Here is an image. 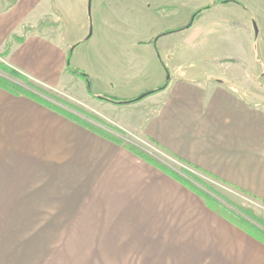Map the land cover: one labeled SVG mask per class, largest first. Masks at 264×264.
Segmentation results:
<instances>
[{"label":"crops","instance_id":"crops-1","mask_svg":"<svg viewBox=\"0 0 264 264\" xmlns=\"http://www.w3.org/2000/svg\"><path fill=\"white\" fill-rule=\"evenodd\" d=\"M214 10L211 28H241L253 45L258 39L263 66L264 4L220 10V21ZM199 18L174 41L203 40ZM66 29L56 0H0V54L11 36L23 38L11 40L4 64L48 91L94 103L84 82L66 72L75 43ZM85 31L70 68L88 76L93 95L130 101L164 85L162 39L155 47L109 34L86 38ZM216 60L246 68L232 64L230 77L206 86L178 72L140 102L100 108L127 141L159 146L264 210V73L249 70L254 57L244 49ZM92 263L264 264V244L122 146L0 88V264Z\"/></svg>","mask_w":264,"mask_h":264},{"label":"rangeland","instance_id":"rangeland-1","mask_svg":"<svg viewBox=\"0 0 264 264\" xmlns=\"http://www.w3.org/2000/svg\"><path fill=\"white\" fill-rule=\"evenodd\" d=\"M216 1L219 0H56V3L60 8L63 20L66 21V32L69 34L70 40L75 42L72 48L82 43L79 40V36L84 30H86V38L91 36L90 34L95 35L96 38L109 34L117 38L126 39L128 37L129 39H137L140 42L149 40L154 46L158 40L162 39L159 42V49L161 50L160 55L162 56L161 60L164 65L161 62L159 65L165 71V83L167 80L170 81L171 76L178 72H184L188 77L198 78L205 86L207 85L206 80L212 78L226 79L232 74V69L230 68L232 63L220 62L216 58H228L229 55L234 51L236 52L239 48L246 50L250 58L254 57V63L247 62L249 64V70L254 72L256 66H259L264 73V63L262 66V63L259 60L257 61L255 55L258 39L255 42L256 44L253 45L243 37L241 28L237 31L231 30L230 32H227L228 30L225 27L213 26L211 28V17L207 16L211 15V13L209 14L211 9H215L214 12L220 18L216 20V17L214 20L220 21L223 17L220 10L226 11V8L233 9V7L238 6L241 9L249 7H255L257 9L260 3L264 4V0H236L241 4L231 0L233 3L213 5ZM147 5L150 7L146 8ZM206 6L212 7L209 10L202 11L201 16L195 18L190 28L181 30L190 24L194 13ZM216 7H219V9L217 10ZM199 17L201 20L203 19L200 22L202 26V31L200 30V32L204 34L202 36L204 38L203 40L199 39L195 44H187V47L182 43L179 44V42L174 41L171 35L191 29L198 22ZM164 44H166L165 49L169 52L165 49L163 51ZM84 50H86V47L81 48L80 52ZM178 50L182 52L181 55H173V51H177L176 53H178ZM136 52L138 54L142 53L140 50ZM156 58L159 59L158 54H156ZM4 63L5 60L0 59V64ZM236 65L244 69L246 68V63L238 62ZM0 76L25 87V84L21 81L9 77L2 72H0ZM247 86L246 82L240 85V87L244 88H248ZM49 92L56 96L57 99L74 105L84 113L114 128L116 127L110 123V119L100 108L101 104L112 107H124L97 100H93L94 103H76L73 100L76 97H73L71 93L59 91ZM85 93L88 96L87 92ZM130 143L140 147L145 152L174 169L179 170L184 167L165 152L151 147V145L144 141L134 139ZM195 175L222 197L232 199L233 203L239 207L251 210L255 215L264 219V210H262V206L257 202L251 201V199L241 195L230 187L224 186L199 173H195ZM254 224L262 228L260 225Z\"/></svg>","mask_w":264,"mask_h":264},{"label":"trees","instance_id":"trees-1","mask_svg":"<svg viewBox=\"0 0 264 264\" xmlns=\"http://www.w3.org/2000/svg\"><path fill=\"white\" fill-rule=\"evenodd\" d=\"M233 3L231 0H219L213 3L214 4H228ZM212 5V6H213ZM212 6H206L203 9L194 13L190 24L181 30L188 29L192 26L193 21L197 18L202 11L209 10ZM180 31V30H179ZM17 41L18 43H22L23 38L17 37L15 35L11 36L10 40H8L6 44V48L3 53L0 54V59H5L9 54V50L11 47L12 41ZM75 47V46H74ZM74 47L70 48L67 53V60H66V72L69 73L74 78H79L82 80L86 87V92L88 96L93 99L103 103H111L117 106H125V105H132L137 102L142 101L146 97L156 94L165 90L169 84V80L164 83V85L154 91H150L141 95L133 100L130 101H121L112 97H101L93 95L91 91V86L89 83L88 76L80 71L71 70L70 68V60L72 57V52ZM224 62V61H223ZM232 64H237L238 61H225ZM0 72L12 77L16 80L21 81L25 84V87L18 85L2 76H0V88L18 96L27 97L40 105L45 106L52 111L64 116L65 118L73 121L74 123L84 127L85 129L125 148L126 150L130 151L134 155L138 156L148 164L152 165L156 169L163 172L165 175L169 176L173 180L180 183L183 187L193 192L195 195L200 197L204 204L213 212L220 215L222 218L227 220L228 222L232 223L236 227L240 228L242 231L250 235L251 237L255 238L262 244H264V219L260 216L255 215L251 210L245 209L243 207H239L227 201L224 197L216 193L210 187H208L202 180H200L195 173H199L207 178H210L224 186L230 187L225 182L219 180L218 178L214 177L213 175L199 169L196 166H193L171 154L166 152L165 150L161 149V151L168 154L172 157L175 161L181 164L182 168L179 170L174 169L149 153L145 152L140 147L130 143L126 139H124V133L117 128L111 127L104 123L103 121L92 117L81 111L80 109L76 108L74 105L66 103L56 98V96L52 95L49 91L42 89L40 86L30 82L28 78L22 76L21 74L17 73L16 71L10 69L5 64H0ZM186 167V168H185ZM232 188V187H230ZM254 223L260 225L262 228L257 227Z\"/></svg>","mask_w":264,"mask_h":264}]
</instances>
